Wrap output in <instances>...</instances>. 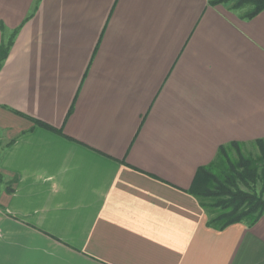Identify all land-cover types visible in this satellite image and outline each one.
I'll return each mask as SVG.
<instances>
[{
	"label": "crops",
	"instance_id": "crops-1",
	"mask_svg": "<svg viewBox=\"0 0 264 264\" xmlns=\"http://www.w3.org/2000/svg\"><path fill=\"white\" fill-rule=\"evenodd\" d=\"M243 12L0 0V264H264V214L220 230L189 192L219 145L264 140Z\"/></svg>",
	"mask_w": 264,
	"mask_h": 264
},
{
	"label": "trees",
	"instance_id": "trees-1",
	"mask_svg": "<svg viewBox=\"0 0 264 264\" xmlns=\"http://www.w3.org/2000/svg\"><path fill=\"white\" fill-rule=\"evenodd\" d=\"M210 5L227 4L231 10L243 9V16L251 18L264 9V0H208ZM14 31L6 42L0 44V66L7 57ZM34 120V119H33ZM37 125L52 129L34 120ZM258 158H250L242 153V144L231 141L219 145L214 158L197 168L189 192L199 201L208 214L207 225L224 229L233 223L253 225L264 214V199L254 191L246 192L238 187L260 182L264 188V140L256 139ZM232 153L236 158L232 159ZM250 188V187H249Z\"/></svg>",
	"mask_w": 264,
	"mask_h": 264
},
{
	"label": "rangeland",
	"instance_id": "rangeland-1",
	"mask_svg": "<svg viewBox=\"0 0 264 264\" xmlns=\"http://www.w3.org/2000/svg\"><path fill=\"white\" fill-rule=\"evenodd\" d=\"M242 153H244V155H246L247 157L250 158H258L257 156L259 155L258 152V147L256 146V144H249V145H243L242 146ZM232 159L236 158V154L232 153ZM238 187H240L243 191L246 192H250L254 191L255 194L260 195L263 199H264V188H261V184L259 181H257L254 185L249 186L247 188V186L243 185L241 182H238Z\"/></svg>",
	"mask_w": 264,
	"mask_h": 264
}]
</instances>
